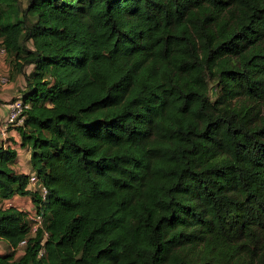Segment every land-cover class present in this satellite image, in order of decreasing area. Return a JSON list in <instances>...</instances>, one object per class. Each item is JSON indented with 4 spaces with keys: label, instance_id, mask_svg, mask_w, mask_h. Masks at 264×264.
<instances>
[{
    "label": "trees",
    "instance_id": "obj_1",
    "mask_svg": "<svg viewBox=\"0 0 264 264\" xmlns=\"http://www.w3.org/2000/svg\"><path fill=\"white\" fill-rule=\"evenodd\" d=\"M26 1L0 46L32 171L1 145L0 200L45 221L0 205V264H264V0Z\"/></svg>",
    "mask_w": 264,
    "mask_h": 264
},
{
    "label": "crops",
    "instance_id": "obj_2",
    "mask_svg": "<svg viewBox=\"0 0 264 264\" xmlns=\"http://www.w3.org/2000/svg\"><path fill=\"white\" fill-rule=\"evenodd\" d=\"M0 73L5 71L7 67L3 62H0ZM33 70L32 65L26 66L22 71L14 69L11 72L10 82L0 87V119L7 115L9 111V104L16 96L19 90H21L26 83V74ZM4 146H10L16 148L18 154L15 163V169L17 172L29 174L32 171L30 164L31 150L28 147L21 146V136L17 129V126L12 125L7 131L3 139ZM6 200V199H4ZM12 201L10 206L19 207L25 211H29L34 207L32 197L30 195L22 196L15 195L14 197L7 199ZM0 242H5L0 240ZM3 254V253H1Z\"/></svg>",
    "mask_w": 264,
    "mask_h": 264
},
{
    "label": "built area",
    "instance_id": "obj_3",
    "mask_svg": "<svg viewBox=\"0 0 264 264\" xmlns=\"http://www.w3.org/2000/svg\"><path fill=\"white\" fill-rule=\"evenodd\" d=\"M0 54L3 56L7 55V49L3 45L0 46ZM9 81H10L9 74L7 73L0 74V84L1 85H5L9 83ZM27 107L28 105L25 104L20 94L18 95L17 98L12 99V101L9 104V111L7 115H5L2 119H0V146L4 145L3 144L4 136L6 135L7 131L12 125L19 126L25 122V118H26L25 110L27 109ZM29 187L34 189L35 191L36 190L40 191L42 197L44 199L46 198L48 190L44 185L39 184L38 177L35 173H32L30 175ZM5 201H7V199L4 201L0 200V205L6 206ZM27 212H28L29 219L32 221L31 233L35 235L37 231L39 230V228L43 227L45 218L41 213H38L36 211L35 207H32ZM47 235L48 233L45 232V236ZM26 243H27V240L25 239L21 241L20 246L23 247L26 245Z\"/></svg>",
    "mask_w": 264,
    "mask_h": 264
},
{
    "label": "rangeland",
    "instance_id": "obj_4",
    "mask_svg": "<svg viewBox=\"0 0 264 264\" xmlns=\"http://www.w3.org/2000/svg\"><path fill=\"white\" fill-rule=\"evenodd\" d=\"M19 2H20V6L22 9L26 8V5H27L26 0H19ZM0 62H3L4 66L7 67L6 70L1 72L0 74L7 73V74L11 75L12 70L17 69V66H15L13 57L10 55L3 56L0 54ZM0 65H1V63H0ZM211 84L214 88L217 87L215 81H212ZM2 86H4V85L0 84V87H2ZM214 91L216 93H218L219 92L218 87L215 88ZM18 93H20V90L18 91ZM18 93L16 95H18ZM213 97H215V96L213 95ZM11 202L12 201H10V200L5 201V205L10 206ZM11 251H12L11 247L6 242H0V253H3V254L4 253H10ZM22 254H23V250H22V246H20V249L17 251L16 256L19 257Z\"/></svg>",
    "mask_w": 264,
    "mask_h": 264
}]
</instances>
